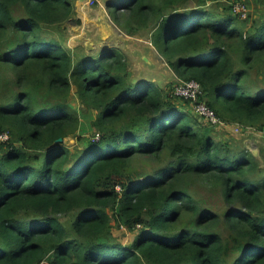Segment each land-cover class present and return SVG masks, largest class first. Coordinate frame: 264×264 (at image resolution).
<instances>
[{
  "label": "trees",
  "instance_id": "1",
  "mask_svg": "<svg viewBox=\"0 0 264 264\" xmlns=\"http://www.w3.org/2000/svg\"><path fill=\"white\" fill-rule=\"evenodd\" d=\"M199 1L107 6L129 35L156 26L158 52L221 122L264 131V80L251 77L264 72V0H245L260 5L246 18ZM74 9L0 0V264H264V167L216 140L209 119L131 81L119 49L76 59L55 36ZM74 88L97 117L73 153L58 140L81 129ZM140 157L163 165L140 172Z\"/></svg>",
  "mask_w": 264,
  "mask_h": 264
},
{
  "label": "rangeland",
  "instance_id": "2",
  "mask_svg": "<svg viewBox=\"0 0 264 264\" xmlns=\"http://www.w3.org/2000/svg\"><path fill=\"white\" fill-rule=\"evenodd\" d=\"M108 1L100 0L98 4L89 5L86 1L75 0V9L71 19L66 24L57 27L58 32L55 31V36L64 41L76 59L85 53L97 55L109 48L119 49L126 56L131 81L150 82L169 94L168 97L170 96L173 102L182 105L186 109H192L194 112L196 107L185 102V100L176 98L174 95V90L183 81L174 73L166 59L154 46L156 26L153 25L135 35L127 34L112 19L114 16L110 14L106 5ZM232 2L233 0H214L206 5L205 0H200L199 4L213 12H221L230 9ZM245 2L248 6V14L251 13L254 16L258 14L260 11L259 4L252 3V1ZM195 4L197 3L191 2L189 5L193 6ZM251 77L256 82L263 81L264 72L252 73ZM75 93L76 89L74 88L69 101L78 109L81 117V129L75 135L62 141L73 153L83 148L91 139L94 133L91 122L97 117L96 110H86L84 106L80 105ZM198 117L204 124L208 122L206 118H202L200 115ZM210 126L211 134L216 140L230 143L236 152L247 150L264 167V131L260 130L259 127L244 126L237 122H224L223 124H211ZM237 128L242 130L237 132ZM162 163H152L145 157H140L135 160L134 166L140 172L149 173L153 172L158 165H163ZM215 205L222 210L224 200L218 198ZM113 234L123 244L131 243L136 235V233L129 232V230L122 227H114Z\"/></svg>",
  "mask_w": 264,
  "mask_h": 264
},
{
  "label": "built area",
  "instance_id": "3",
  "mask_svg": "<svg viewBox=\"0 0 264 264\" xmlns=\"http://www.w3.org/2000/svg\"><path fill=\"white\" fill-rule=\"evenodd\" d=\"M214 0H206L207 4L212 3ZM89 5H95L100 2V0H86ZM232 12L239 15L242 18L248 16V6L245 0H233L231 4ZM174 95L180 98L191 99L195 104V111L201 117L209 119L212 124H223L220 119L217 117L216 113L209 108L205 103L199 100V96L202 95L201 85L196 81L183 82L181 85L177 86L174 90ZM196 101L198 104H196ZM240 128H237L236 131L239 132ZM9 138L8 133H0V142L7 141ZM98 138V137H96Z\"/></svg>",
  "mask_w": 264,
  "mask_h": 264
},
{
  "label": "water",
  "instance_id": "4",
  "mask_svg": "<svg viewBox=\"0 0 264 264\" xmlns=\"http://www.w3.org/2000/svg\"><path fill=\"white\" fill-rule=\"evenodd\" d=\"M82 1H86V0H82ZM63 141V138H60L59 140H58V142H62Z\"/></svg>",
  "mask_w": 264,
  "mask_h": 264
},
{
  "label": "crops",
  "instance_id": "5",
  "mask_svg": "<svg viewBox=\"0 0 264 264\" xmlns=\"http://www.w3.org/2000/svg\"><path fill=\"white\" fill-rule=\"evenodd\" d=\"M81 2H83L82 0H80ZM106 5H107V2H106Z\"/></svg>",
  "mask_w": 264,
  "mask_h": 264
}]
</instances>
